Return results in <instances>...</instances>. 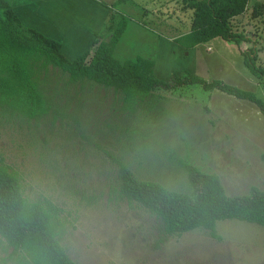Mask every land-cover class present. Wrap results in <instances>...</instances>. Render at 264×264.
Instances as JSON below:
<instances>
[{
	"label": "rangeland",
	"instance_id": "obj_1",
	"mask_svg": "<svg viewBox=\"0 0 264 264\" xmlns=\"http://www.w3.org/2000/svg\"><path fill=\"white\" fill-rule=\"evenodd\" d=\"M10 1L16 13L18 1L25 6L28 27L47 24L49 15L61 19L51 11L57 0ZM69 1L66 18L74 22L66 30L85 33L86 4ZM94 1L103 12L129 17L115 52L122 61L151 57L161 79L194 73L264 98V77L250 71L241 52L256 42L264 64V19H251V10L234 21L251 42L216 38L188 47L180 37L191 29L194 11L181 0ZM70 40L63 49L70 58L91 45L83 50ZM35 78L49 111L31 118L0 101V155L30 202L49 199L60 208L59 239L77 264H264V225L225 219L216 224L218 237L203 228L169 233L160 217L121 193L116 161L139 180L192 195L184 162L217 174L230 196L264 189V115L256 103L195 83L156 88L132 105L112 87L72 80L43 62ZM12 250L0 234V264H33Z\"/></svg>",
	"mask_w": 264,
	"mask_h": 264
},
{
	"label": "trees",
	"instance_id": "obj_2",
	"mask_svg": "<svg viewBox=\"0 0 264 264\" xmlns=\"http://www.w3.org/2000/svg\"><path fill=\"white\" fill-rule=\"evenodd\" d=\"M194 11L190 32L180 37L188 47L216 38L238 44L253 39L235 27V20L251 10V19H264V0H181ZM104 31L97 32L92 46L75 58L63 51L62 43L42 31L24 25L10 0H0V101L31 118L48 113L49 107L35 78V65L53 64L71 79L88 78L114 88L132 105L156 88L170 89L183 84L202 85L204 90H220L256 103L264 115V98L252 90L220 79L207 81L197 74L173 75L169 80L155 73V60L143 56L122 61L115 52L127 30L129 17L109 14ZM244 63L258 78L264 77V64L258 62L256 42L243 48ZM264 158V155H263ZM121 193L150 210L164 223L165 230L182 234L196 228L218 237L219 220L238 219L264 225V189L254 186L250 193L230 196L219 176L184 162L194 195L171 189L163 183L139 180L119 159ZM60 208L49 199L30 202L22 189L19 174L0 155V234L33 264H77L59 239Z\"/></svg>",
	"mask_w": 264,
	"mask_h": 264
},
{
	"label": "crops",
	"instance_id": "obj_3",
	"mask_svg": "<svg viewBox=\"0 0 264 264\" xmlns=\"http://www.w3.org/2000/svg\"><path fill=\"white\" fill-rule=\"evenodd\" d=\"M83 1L86 4L85 9H87L85 11V16L87 17V20L90 22L89 24L88 23L85 24V26L87 27L85 33H82L81 31H77V32L73 33L71 30H68V31L66 30V29H68L67 26H69L72 22H74L73 18L70 20H67V18H66V17L71 16L70 8L68 7V5L71 3L69 0H57L56 2H58V3H55V2L53 3V8L51 11L54 12V14L56 16H61L60 17L61 19H59L53 15H49L47 18L48 19L47 24H45L42 20V26L36 27V29L42 31L43 33H45V34H47V35H49V36H51L57 40H59L63 45V49H64L65 43L69 37H71L70 45H73V46L81 45V49H83V50L86 47V45L91 44L90 45V47H91L92 43L95 39L96 33L104 31L105 28L107 27L109 17H110L109 16L110 11L107 10V11L103 12L102 5L99 3H96V1H94V0H83ZM26 3H28V2H26ZM17 5L19 6V9H17V11H18L17 14H18L20 20H22L23 23L26 25L28 22L25 19L26 18L31 19V17L27 16L28 11L23 8L24 5L21 6L22 3L20 1H18ZM186 10H188V9H186ZM95 12H96V14H95ZM94 14H95V16H94ZM31 26H33V25H31ZM169 26H170V28L174 27V25L172 23H169ZM188 32H190V29H188L187 31H184L183 33L186 34ZM89 48H87V49H89Z\"/></svg>",
	"mask_w": 264,
	"mask_h": 264
}]
</instances>
